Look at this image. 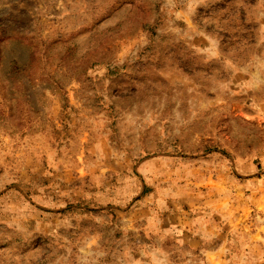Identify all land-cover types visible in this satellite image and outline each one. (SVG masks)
<instances>
[{
  "label": "rangeland",
  "instance_id": "rangeland-1",
  "mask_svg": "<svg viewBox=\"0 0 264 264\" xmlns=\"http://www.w3.org/2000/svg\"><path fill=\"white\" fill-rule=\"evenodd\" d=\"M259 214L264 0H0V264H264Z\"/></svg>",
  "mask_w": 264,
  "mask_h": 264
},
{
  "label": "crops",
  "instance_id": "crops-1",
  "mask_svg": "<svg viewBox=\"0 0 264 264\" xmlns=\"http://www.w3.org/2000/svg\"><path fill=\"white\" fill-rule=\"evenodd\" d=\"M256 202H257V200L254 201V204H256ZM217 204H218V203H217ZM255 208H258V207H257V204H256V207H255ZM255 208H253L252 210H255ZM254 212H255V211H254ZM255 214H256V213H255ZM256 215H258V214H256ZM259 219L264 221V217H263L262 215H260V214H259ZM263 223H264V222H263ZM263 223L261 224V226H257V230L259 231V233H260V231L262 230V228L264 227V226H263V225H264ZM254 233H255V232H254ZM256 233H258V232H256ZM256 233H255L254 235H256Z\"/></svg>",
  "mask_w": 264,
  "mask_h": 264
}]
</instances>
